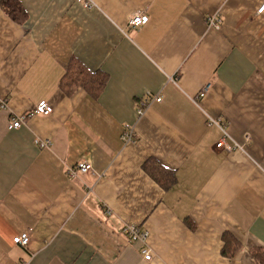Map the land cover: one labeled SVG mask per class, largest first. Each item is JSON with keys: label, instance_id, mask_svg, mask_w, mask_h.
Returning <instances> with one entry per match:
<instances>
[{"label": "crops", "instance_id": "obj_1", "mask_svg": "<svg viewBox=\"0 0 264 264\" xmlns=\"http://www.w3.org/2000/svg\"><path fill=\"white\" fill-rule=\"evenodd\" d=\"M95 1L19 0L18 23L0 0V264H257L264 0ZM132 12L148 23L127 28ZM72 64L106 76L103 89L65 87ZM148 94L162 101L139 116ZM42 101L51 115L11 128ZM207 116L245 151L216 149L222 133ZM127 125L134 142L122 140ZM80 162L92 169L71 178ZM25 233L27 246L13 242ZM225 234L241 248L232 259Z\"/></svg>", "mask_w": 264, "mask_h": 264}, {"label": "built area", "instance_id": "obj_2", "mask_svg": "<svg viewBox=\"0 0 264 264\" xmlns=\"http://www.w3.org/2000/svg\"><path fill=\"white\" fill-rule=\"evenodd\" d=\"M79 4H81L85 9L90 10L96 6L95 0H77ZM264 11V4L259 9V13H262ZM127 20V28L129 29H139L140 27L146 25L149 21V17L144 14L143 12H132L129 14L126 18ZM222 24V20L216 15L209 19V26L214 28H220ZM161 97H155L152 98L149 94L144 102H142L141 107L138 110L139 115H142L145 110L148 108L151 102H161ZM53 112L52 107L46 102L42 101L40 102L35 110L23 117L15 118L13 119L12 124L10 125L11 128H19L24 120H26L28 117L34 116V115H43V116H49ZM208 126H215L217 127L221 133L222 138L220 141L216 144V148L223 149L229 153L234 151H245L246 146L244 144H239L235 140H233L228 132V124L219 117H212L207 116ZM250 135H245V140L247 142L250 141ZM122 140L124 142H134L136 141V136L134 134V130L131 126L127 125L125 133L123 134ZM39 142V141H38ZM37 142V143H38ZM41 148H45L49 146L48 141L39 142L38 143ZM92 169V166L89 163L86 162H80L77 164L74 168H71L68 170V174L71 178H76L79 174L87 173ZM125 236L128 237L129 240L133 241H141L143 244H146L148 235L144 232H141L138 227L135 226H127L124 229ZM13 242L15 244L21 245V246H27L30 242V236L29 233L22 234L20 236H17L13 239ZM144 260L150 261L152 259V253L148 249L143 251Z\"/></svg>", "mask_w": 264, "mask_h": 264}, {"label": "trees", "instance_id": "obj_3", "mask_svg": "<svg viewBox=\"0 0 264 264\" xmlns=\"http://www.w3.org/2000/svg\"><path fill=\"white\" fill-rule=\"evenodd\" d=\"M1 4L3 9H5V12L13 19V21L23 23L27 19L26 13L19 0H1ZM64 84L65 87H69L72 84L76 85V87L81 85L82 87L97 93L100 92L105 86L106 76L100 73H90L89 71L85 70L83 66L72 64L71 70L67 75V79L65 80V83L63 82V85ZM151 167L152 169L166 172V174L169 175V180L173 181V172L167 173V171L161 168L159 164L152 165ZM153 173L154 172L152 171V174ZM223 240L225 243L223 255L230 259L234 258L241 249L240 245L235 240V238L229 234H225ZM250 254L257 264H264V249H252L250 250Z\"/></svg>", "mask_w": 264, "mask_h": 264}, {"label": "rangeland", "instance_id": "obj_4", "mask_svg": "<svg viewBox=\"0 0 264 264\" xmlns=\"http://www.w3.org/2000/svg\"><path fill=\"white\" fill-rule=\"evenodd\" d=\"M96 2V1H95ZM150 96H151V94H149ZM148 96V95H147ZM152 97V96H151ZM155 97H157V96H154V97H152V98H155ZM138 113V112H137ZM139 114V113H138ZM139 116H141V115H139ZM216 149H218V148H216ZM30 236V235H29ZM18 245V244H17ZM21 246V245H20ZM23 247H25V246H23Z\"/></svg>", "mask_w": 264, "mask_h": 264}]
</instances>
